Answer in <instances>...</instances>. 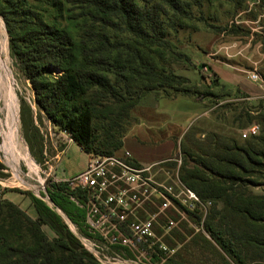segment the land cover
I'll use <instances>...</instances> for the list:
<instances>
[{"label": "trees", "instance_id": "obj_1", "mask_svg": "<svg viewBox=\"0 0 264 264\" xmlns=\"http://www.w3.org/2000/svg\"><path fill=\"white\" fill-rule=\"evenodd\" d=\"M203 5L204 0H0V16L10 56L30 85L39 115L87 154L112 155L123 148L133 110L147 94L172 99L196 92L175 68L190 69V56L171 48L168 37L195 27L193 11ZM32 110L22 102L25 138L33 132L44 154ZM240 111L259 126L256 135L240 143L212 133L204 147L185 150L177 176L205 207L189 210L175 202L199 230L166 212L162 226L179 221L162 237L174 252L145 242L140 248L152 264H264V193L254 191L264 185V100L255 110ZM47 191L82 235L95 238L86 228L85 209L73 199L84 203L80 189L53 181ZM22 193L30 195L35 216L0 193V264H101L60 214ZM114 249L124 258L135 256L126 247Z\"/></svg>", "mask_w": 264, "mask_h": 264}, {"label": "rangeland", "instance_id": "obj_2", "mask_svg": "<svg viewBox=\"0 0 264 264\" xmlns=\"http://www.w3.org/2000/svg\"><path fill=\"white\" fill-rule=\"evenodd\" d=\"M193 15L190 23L195 27L180 29L177 33L171 32L168 38L171 48L183 51L190 56L193 64L190 69L177 65L175 68L179 73L190 78L196 92L177 95L172 99L162 96L161 93L147 94L133 110L132 122L124 135L123 149L128 151L136 161H142L144 165L157 163L154 170L157 182L173 185L175 188L174 179L183 164L185 150L191 147L194 149L204 147L209 134L212 133L233 137L243 143L246 139L242 136L243 132L251 124L256 123L248 122L245 111L243 113L240 110H255L260 106L261 100H264L263 2L261 0H204L201 10H194ZM8 38L5 22L0 16V44L3 42L7 44V51L3 53V56H7L8 66L13 73V85L19 105V135L23 140V146L37 164L38 171L37 173L31 171L27 163L18 158L16 164L20 173L31 186H24L17 180L12 163L15 161L14 156L9 155L11 162L3 148L5 141L0 132V162L4 165V168L0 169V192H7V198L13 199L29 214L35 216L36 212L30 195L22 192H30L52 208L50 200H45V196L50 198L47 191L49 186L53 181L60 182V180H54L53 173L45 170L47 165H44L45 155L41 152L40 141L34 137L33 132L29 131V141L25 138L21 119L22 102L32 107L33 119L41 128L45 144L50 145L49 136H44L48 133L45 126L46 118L44 115H39L30 85L9 55ZM253 73L258 75V79L251 78ZM204 91L213 95L204 96ZM29 118L27 117L26 120ZM74 147L76 151L69 150L56 166L59 172H63L71 165L70 170L79 167L78 155L84 154L80 152L77 145ZM48 153V157L52 155L50 148ZM86 157L89 160L88 154ZM167 169H171L175 175L169 173ZM254 191L264 193V185L254 187ZM157 199L149 202L147 211L148 213L158 211L154 228L157 236L159 231L164 230L163 235L158 236L162 241V237L167 232L161 223L164 214L158 210L159 200ZM57 207L71 221L69 216L59 206ZM152 207L153 210H150L149 208ZM171 209L175 211L172 212ZM171 209L165 211L170 215L176 213L180 220L189 223L190 228L197 227L199 230V226L190 221L187 212L180 210L177 205L172 206ZM148 213L144 211L145 215ZM178 222H174L172 228L178 227ZM71 223H68L71 227L75 225L72 221ZM45 230L53 236L49 227H45ZM158 238L157 243H161ZM181 245H178L175 250L180 249ZM135 252L134 257L126 259L136 260L131 261L134 264H152L146 252ZM168 252L171 253L174 250ZM198 256L201 255L198 254Z\"/></svg>", "mask_w": 264, "mask_h": 264}, {"label": "built area", "instance_id": "obj_3", "mask_svg": "<svg viewBox=\"0 0 264 264\" xmlns=\"http://www.w3.org/2000/svg\"><path fill=\"white\" fill-rule=\"evenodd\" d=\"M251 78L258 79V75L253 73ZM62 132L67 135L65 131ZM258 132L259 126L254 124L242 136L247 138ZM121 150L112 155L88 154L89 160L83 171L60 180L69 189H80L86 196L84 203L73 199L85 209L86 228L95 238L82 235L77 227L75 230L80 234L79 239L85 248L101 264H134L131 261L136 260L126 259L115 251L116 245L141 253L146 251L140 245L148 242L151 247L157 243L158 236L154 227L158 211L148 213L149 202L158 198L157 207L163 214L177 204L175 199L189 210L205 207L199 196L183 185L178 176L174 179L176 188L158 183L154 177L157 163L144 165L125 149ZM173 225L174 221L170 220L164 227L165 232L170 231ZM159 248L169 251L162 241Z\"/></svg>", "mask_w": 264, "mask_h": 264}, {"label": "bare ground", "instance_id": "obj_4", "mask_svg": "<svg viewBox=\"0 0 264 264\" xmlns=\"http://www.w3.org/2000/svg\"><path fill=\"white\" fill-rule=\"evenodd\" d=\"M5 51H7V44L3 42L2 44H0V132L2 133L5 141L3 148L4 150H6L8 157L10 154L14 156L15 161L12 162L10 157L9 159L15 167V175L17 177V180H19V182L24 186H31V184H29L23 178L22 174L20 173L18 164H16L18 158H21L27 163L31 171H34L35 173H37L38 171L37 164L30 156L27 149L23 146V140L19 135V105L13 85V73L8 66L7 56H3V53Z\"/></svg>", "mask_w": 264, "mask_h": 264}, {"label": "crops", "instance_id": "obj_5", "mask_svg": "<svg viewBox=\"0 0 264 264\" xmlns=\"http://www.w3.org/2000/svg\"><path fill=\"white\" fill-rule=\"evenodd\" d=\"M142 100H141V102H142ZM45 126L48 130V133L44 136L45 137L49 136V138H50V145L48 146L45 144V150H44V155H45L44 165L47 164L45 170L53 173L54 180H64L66 178L72 177V176L78 174L79 172L83 171L86 168L87 163H88V158L86 157L87 153L84 152L73 139H71L68 135L64 134L62 131H59L47 119H46V125ZM75 145H77L78 148L80 149V152H82L84 154L83 156L80 154L78 155V158H80L79 167L75 170H70V167L72 166L71 165L69 168H65L63 172H59L58 169L56 168V166L60 163V161L63 160V157H65L68 154L67 152L69 150L73 149V151H76V149L74 147ZM48 148H50V150L52 151V153H51L52 155H50L49 157H48V155H49ZM138 162L142 163V161H139V160H138ZM67 170H70V171H67ZM2 194L4 197L7 198V192H4V193L2 192ZM8 199H10V198L8 197ZM10 200L13 201V199H10Z\"/></svg>", "mask_w": 264, "mask_h": 264}, {"label": "water", "instance_id": "obj_6", "mask_svg": "<svg viewBox=\"0 0 264 264\" xmlns=\"http://www.w3.org/2000/svg\"><path fill=\"white\" fill-rule=\"evenodd\" d=\"M45 200H47V201H49L52 205V208H53V210H56L63 218H64V220H66L67 222V224L68 223H70V224H72L71 223V221L69 220V219H67V217L65 216V214L57 207V205L56 204H54L52 201H51V199L48 197V196H45ZM68 226L70 227V229L72 230V232L78 237V238H81V236H80V234L75 230V227H74V225L71 227L69 224H68Z\"/></svg>", "mask_w": 264, "mask_h": 264}]
</instances>
